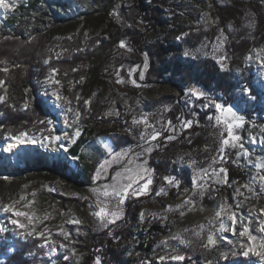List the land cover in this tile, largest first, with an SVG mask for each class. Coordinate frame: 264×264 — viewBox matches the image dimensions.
<instances>
[{"label": "rangeland", "instance_id": "rangeland-1", "mask_svg": "<svg viewBox=\"0 0 264 264\" xmlns=\"http://www.w3.org/2000/svg\"><path fill=\"white\" fill-rule=\"evenodd\" d=\"M17 1L29 2L8 0L15 5L14 9ZM138 1L149 9L160 7L162 22L158 23L145 11L131 16L127 10L133 2L126 1L123 3L125 10L115 12L97 26L91 25L84 31V38L88 41L90 38L102 39L110 49V62L98 67L102 60L94 58L90 73L81 82L84 89L79 91L75 101L70 96L73 89L65 84L63 75L48 73L40 82L38 94L46 100L51 111L52 118H47L51 124H45L47 130L39 131L41 134L36 138L26 133L19 141L10 135L1 138L0 226L6 231L0 232V243L8 244L6 250L12 253L16 246L11 240L22 242L27 258L35 264H76L84 257L81 248L84 244L78 235L106 230L113 234L112 230H117L114 226L126 221V237L116 244V248L124 253L122 264H182L185 261L186 264H264V249L259 248L264 243V232L259 231L260 223L264 222L260 212L264 209V181L260 179L264 176V2L252 9L242 0L239 1L244 4L237 8L233 7L232 0H166L165 5L157 0ZM92 7H97V0H72L66 16L77 11H90ZM6 13L0 9V17ZM95 13L99 14L98 11ZM80 17L84 19L86 15ZM82 25L80 21L76 29L64 30L63 35L72 38ZM130 25L141 33L139 44L132 43L125 34ZM192 33L203 36L197 46L178 44ZM121 41L125 48L119 47ZM157 43L164 47L163 55L156 62L161 68L160 76L151 73L152 45ZM169 44L175 45V53L169 50ZM86 52V48L78 51L80 54ZM174 57L187 65L209 58L222 72L252 77L254 85L261 91L259 113L250 119L243 112L242 108L249 101L245 100L248 97L246 91L242 103L230 105L241 117L236 122L238 126L234 127L240 140L223 145L226 128L217 123L214 104L219 102L227 106L224 99L219 94L184 84L181 74L171 64L168 69H163L162 65L171 63ZM52 80L59 83L53 84ZM193 91L204 95L194 97ZM31 97L24 112L32 109L36 97ZM164 97L173 102L163 104L161 99ZM98 98L104 101L106 122L100 127L91 122L81 123L82 118H88ZM173 104L184 110L175 121L171 118ZM206 104L209 107H205ZM193 110L208 113V130L193 151H180L181 144L191 136L192 120L187 116L198 113ZM11 112L17 114L14 110ZM121 114L132 116V131L119 129L123 124ZM186 121H191L189 127H185ZM77 131L79 135L73 139ZM124 134L133 142L118 149L114 140ZM54 135L59 139H43ZM77 139H83L80 156L90 163L91 180L73 188L67 185L66 177L74 178L81 166L74 168L70 164L74 157L67 154V148ZM166 161L170 168L188 172L190 185L175 199L168 197V191L178 187L177 174L165 176L163 186L151 190L154 169L150 164ZM40 165L48 171H40ZM53 166L55 170L51 168ZM147 180L151 183L141 191ZM129 182L133 187L124 203L118 205V198L111 195L113 187L122 188ZM106 186L110 193L108 197L103 195ZM5 204L13 205L16 211L27 216L14 217L5 213ZM101 207L118 213L113 223L93 215ZM134 207H137L133 211L134 217L129 219L127 211ZM221 209L227 211L216 218L215 213ZM232 213L238 218L235 234L227 219ZM12 219H17L23 227L11 224ZM221 220L227 225L225 230L219 228ZM244 226L257 237L255 244L260 254L243 255L248 240L246 236H239V231ZM64 233L69 234L67 239ZM209 234L214 236V245L208 244ZM201 243L203 246L206 243L212 253L207 262L197 261L193 256L194 248ZM161 256L166 259L160 261ZM174 256L184 259H172ZM3 259L0 254V262ZM97 259L99 264L105 261L94 255L92 264H96ZM108 263L117 264L111 260Z\"/></svg>", "mask_w": 264, "mask_h": 264}, {"label": "trees", "instance_id": "trees-1", "mask_svg": "<svg viewBox=\"0 0 264 264\" xmlns=\"http://www.w3.org/2000/svg\"><path fill=\"white\" fill-rule=\"evenodd\" d=\"M132 1L133 5L127 10L131 12V16L138 15L145 11L149 13L158 23L162 22L161 8L157 9L148 8L145 3H139L138 0H97V7H92L91 10L82 12H75L66 16L70 12L72 0H29L26 4L22 1H17V8L13 11L7 12L0 17V69L7 68L8 71H0V88L2 91L3 104L0 105V140L4 136L17 137L21 133H28L31 137H39L41 130H47L45 124L48 119L52 118L50 108L46 100L38 96L41 88L40 82L43 81L48 73L53 69L63 75V81L66 85L71 87L73 91L70 92L71 99L77 100L79 91H83L81 85L82 79L90 73V65L94 63V58L98 57L99 65L102 63L110 62L111 56L108 53L110 50L107 48L102 39L90 38L89 41L84 38V31L89 29L91 25L97 26L103 23L106 18H109L119 10H125L123 3ZM161 5H165L166 0H157ZM248 4L252 9H257L260 6L259 2L264 0H242ZM251 1V2H250ZM233 7L237 8L238 5L244 4L239 0H232ZM98 11V15L95 12ZM86 15L82 19L80 16ZM79 20V21H78ZM82 21L83 25L72 38L63 35L64 30L69 28L76 29V25ZM127 37L132 43L139 44L142 36L138 33L135 26L130 25L125 29ZM59 36V37H58ZM202 34L187 35L181 45L195 47L202 41ZM103 44H99V43ZM105 44V45H104ZM154 57L151 61L152 71L155 76H160L161 68L157 67L156 62L159 61L163 55L164 47L160 44H153ZM87 49L88 52L84 54L78 53L81 49ZM171 52L175 53V45H168ZM89 49V50H88ZM91 50V51H90ZM93 50V51H92ZM94 50L97 51L94 53ZM61 51V55L58 53ZM102 54H105L104 56ZM65 58V59H63ZM48 61V63H45ZM171 63L163 64V69L173 65L176 72L181 74V80L184 84L193 85L204 92L212 94H219L224 99V104L227 106L234 105L236 102L242 103V97L247 90L249 100L246 107L242 108L247 118H254V115L259 113L260 107V94L259 87L254 85V81L250 76H234L230 71H220L216 64L209 58H205L195 65L185 64L172 58ZM31 96H35V100L31 104L30 112L25 110V104ZM170 98H162L163 104H170L173 102ZM251 100V101H250ZM174 105V104H173ZM27 109V108H26ZM14 110V112H11ZM194 114L187 116L188 120H192V126L189 130L191 136L180 146V151L188 149L193 151L201 143L203 134L208 130V122L206 116L208 113H201L200 111L193 110ZM105 104L104 101L98 98L96 104L92 107V111L88 118H82L81 123L102 126L106 122L104 115ZM183 114L184 110L177 104L174 105V111L171 113L173 121L178 118L179 114ZM120 125L121 131H132L133 119L131 115L121 114ZM48 118V119H47ZM43 121V123H41ZM82 130H85L82 127ZM89 132H92L89 130ZM127 132V131H126ZM124 137H116L114 140L115 146L118 149L130 145L133 140L130 136L124 134ZM83 139H77L73 145L67 148V154L71 157L78 158L81 166L80 172L73 177H66V183L70 187L82 186L90 182L91 166L86 163L84 158L80 156V147L82 146ZM86 144V143H84ZM173 154V153H171ZM171 156L169 155L168 158ZM168 162L170 160H167ZM150 166L154 169V176L152 181L151 190H158L163 186V178L165 176H175L178 178L179 185L177 188H171L168 191V197L175 199L181 191L189 187L190 181L186 169L177 170L171 167L168 162ZM52 169H56L54 166ZM171 170H170V169ZM40 171H48L42 169L41 165L38 168ZM177 172V173H176ZM137 207L130 208L127 211L129 219L134 217V212ZM126 221L118 223L117 230H112L113 234L109 231L91 232L78 235V239L82 242V249L84 257L76 264H92L94 255L100 256L105 259L103 264H109V260L114 263L122 264L124 253L122 250L116 248L119 240L126 237L128 229L124 226ZM110 235V236H109ZM15 243V250L12 253L7 252L8 244L0 243V254L3 256V261L0 264H35L32 260L27 258V251L22 242L11 240ZM211 250L203 243L194 248L193 256L197 261H209L211 257ZM93 255V256H92ZM107 260V261H106ZM185 261L182 264H186Z\"/></svg>", "mask_w": 264, "mask_h": 264}, {"label": "snow or ice", "instance_id": "snow-or-ice-1", "mask_svg": "<svg viewBox=\"0 0 264 264\" xmlns=\"http://www.w3.org/2000/svg\"><path fill=\"white\" fill-rule=\"evenodd\" d=\"M15 5L14 4H10L8 2V0H0V9H3L5 12H9V11H12L14 9ZM119 47L121 48H125L126 45L123 41L120 42L119 44ZM185 55H187V53H185ZM45 63H48V61H45ZM0 71H4V72H7L8 69L7 68H3V69H0ZM57 73V70L56 69H53L52 70V75L55 76ZM118 83L120 82L119 80L117 81ZM0 83H2V81H0ZM52 83L53 84H57L59 83V81L57 80H52ZM247 91V90H245ZM194 97H197V98H200V97H203V93H198L196 91H193L191 93ZM59 98V97H58ZM3 97H0V102L3 101ZM212 102H210L211 104ZM205 107H209V104H206ZM214 107H215V111L216 113H218V115L215 116V119L217 121L218 124H222L225 126L226 128V138H224L222 140V143L223 145L227 146L230 144V142H233V141H238L240 140V137L238 135H236L234 133V127L238 126L236 124V122L240 121L241 120V117L237 115L236 111L233 110L232 106H224L222 105L221 103L219 102H216L214 104ZM211 119V117H210ZM43 123V121L41 122ZM49 124H51V121H48ZM171 123V122H169ZM191 125V121H186L185 122V127H189ZM49 132L52 131L51 128L48 129ZM26 134L25 133H21L20 136L16 137V139L19 141L21 137L25 136ZM79 135V131L75 132L74 135H73V139L75 136H78ZM44 140H48V139H51L53 141L55 140H58L59 137L58 136H44L43 137ZM153 139H155V136H153ZM15 145H9V147H14ZM7 151V149H5ZM224 149L221 148V152H223ZM259 167V165H258ZM220 171H225L224 169H221ZM260 179L262 181H264V176H261ZM151 183V180H147L142 188L140 189L141 191L147 189L148 185ZM133 187L132 183L129 182L127 185H124L122 188H117V187H113V191L111 193V195H114L115 197L118 198V205H122L124 203V198L129 194V189H131ZM159 194V193H158ZM103 195L105 197H108L110 195L109 191L107 190V186L105 188V191L103 192ZM23 199V198H21ZM3 211L5 213H11L12 216L14 217H22V216H27L26 213L24 212H21V211H16L14 206L13 205H9V204H5L3 206ZM226 209H221L220 211H217L215 213V216L216 218H220L221 215H222V212H225L226 213ZM261 214L264 215V209H261L260 210ZM93 215H95L96 217H99L102 221H107L108 223H113L115 221V218H117L118 216V213L117 212H108L106 210V207H101L100 210L98 212H95L93 213ZM29 220H31L32 218L31 217H28ZM227 219L231 221V228H232V231L233 233L235 234L237 229H236V225H237V222H238V218L236 216L235 213H232L231 215H227ZM11 224L13 225H16L17 227H23V225L19 224L18 220L17 219H12L10 221ZM227 227V225H225L223 223V221L221 220L220 224H219V228L220 230H225V228ZM6 229L2 226H0V232H5ZM259 231L261 232H264V222H261L260 223V227H259ZM32 233L29 232V235H31ZM68 233H64V237L65 239L68 238ZM239 236L241 237H247V240H248V244L246 246V250L243 252V255L244 256H248L249 253H254V254H260L259 252H257V245L255 244V241L257 240V237L254 236L249 227L247 226H244L243 229L241 231H239ZM207 241H208V244L209 245H214L215 244V240H214V236L212 234H209L207 236ZM64 245H61V247H63ZM245 245L242 244V247H244ZM259 248L260 249H264V243H261L259 245ZM166 258L161 256L159 257V260L160 261H163L165 260ZM172 259H175V260H183L184 257L183 256H174L172 257ZM96 264H99V260L97 259L96 261Z\"/></svg>", "mask_w": 264, "mask_h": 264}, {"label": "bare ground", "instance_id": "bare-ground-1", "mask_svg": "<svg viewBox=\"0 0 264 264\" xmlns=\"http://www.w3.org/2000/svg\"><path fill=\"white\" fill-rule=\"evenodd\" d=\"M70 164L74 167V168H78L79 167V162H78V159L76 158H72L70 160Z\"/></svg>", "mask_w": 264, "mask_h": 264}]
</instances>
